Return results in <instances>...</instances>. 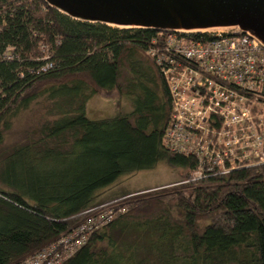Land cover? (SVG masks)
<instances>
[{"label":"trees","instance_id":"obj_1","mask_svg":"<svg viewBox=\"0 0 264 264\" xmlns=\"http://www.w3.org/2000/svg\"><path fill=\"white\" fill-rule=\"evenodd\" d=\"M165 36L73 20L43 0H0V144L34 101L44 98L52 117L0 160V264L69 234L120 178L162 163L181 168L183 180L113 202L126 212L62 264H107L114 252L133 259L137 244L117 241V231L150 235L149 249L171 264H264V165L192 180L196 161L166 148L171 101L151 55ZM95 95L125 98L131 110L91 120Z\"/></svg>","mask_w":264,"mask_h":264},{"label":"built area","instance_id":"obj_2","mask_svg":"<svg viewBox=\"0 0 264 264\" xmlns=\"http://www.w3.org/2000/svg\"><path fill=\"white\" fill-rule=\"evenodd\" d=\"M165 32L163 46L151 55L171 101L166 148L196 161L192 180L225 178L264 165V44L238 27ZM40 50L46 51L44 46ZM3 57L15 58L10 49ZM98 208L69 234L18 264H62L91 232L126 212L114 207L97 213Z\"/></svg>","mask_w":264,"mask_h":264},{"label":"water","instance_id":"obj_3","mask_svg":"<svg viewBox=\"0 0 264 264\" xmlns=\"http://www.w3.org/2000/svg\"><path fill=\"white\" fill-rule=\"evenodd\" d=\"M65 16L117 28L238 27L264 44V0H43Z\"/></svg>","mask_w":264,"mask_h":264},{"label":"rangeland","instance_id":"obj_4","mask_svg":"<svg viewBox=\"0 0 264 264\" xmlns=\"http://www.w3.org/2000/svg\"><path fill=\"white\" fill-rule=\"evenodd\" d=\"M47 105L48 103L46 100L40 98L30 104L27 109H20L16 115L9 120V129L3 131L4 141L0 144V160L4 158L14 146L22 145L27 141H30L29 139L34 140L37 138V130L41 124L52 119V117H49L46 114ZM86 107L87 117L91 120H98L113 117L118 111H121L122 113L129 112L131 110V103L125 98L119 99L118 97L109 98L95 95L88 100ZM182 180L183 171L181 168L172 167L162 163L154 170L142 171L129 177L120 178L116 184L104 191V193L98 198L97 203L106 199L119 197L127 198L150 191L152 192L161 188L171 187L179 184ZM166 183L170 184L165 185ZM0 187L3 188L1 185ZM134 190L141 191L130 196H124L128 192L131 193V191ZM124 198H121L120 200ZM112 203L98 206L100 208L94 211L100 213L114 207H116L115 210L124 208L120 207L118 202L114 204ZM93 214L89 215L86 219L93 217ZM118 232L119 231L115 232L113 235L117 241L126 240L128 244H137L136 251L133 255L134 258L130 259L127 253L122 255L120 252H114V254H111L108 258L107 264H171L167 259H162L161 256L154 254L150 250L152 244L150 235L147 236V234H145L140 236L136 233H130L128 236H122ZM155 239L156 237L152 238L153 241Z\"/></svg>","mask_w":264,"mask_h":264},{"label":"crops","instance_id":"obj_5","mask_svg":"<svg viewBox=\"0 0 264 264\" xmlns=\"http://www.w3.org/2000/svg\"><path fill=\"white\" fill-rule=\"evenodd\" d=\"M86 112H87V108H86ZM167 184H170V183H166L165 185H167ZM156 187H158L157 185H155ZM152 187H154V186H152ZM151 187V188H152ZM146 188H150V187H146ZM145 188V189H146ZM141 190H134V191H131V193L130 192H128L126 195H124L125 197L126 196H130V195H133V194H135L136 192H140ZM121 198H124V197H119V198H114V199H106V200H103V201H101V202H99V203H97L98 201V199L94 202V204H93V207L94 208H97L98 206H102V205H107V204H109V203H112V202H114V201H117V200H120Z\"/></svg>","mask_w":264,"mask_h":264}]
</instances>
